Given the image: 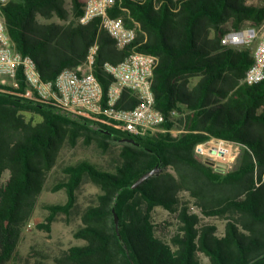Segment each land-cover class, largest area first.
<instances>
[{"label": "trees", "instance_id": "16d2710c", "mask_svg": "<svg viewBox=\"0 0 264 264\" xmlns=\"http://www.w3.org/2000/svg\"><path fill=\"white\" fill-rule=\"evenodd\" d=\"M9 0L1 12L16 52L30 56L44 81L75 68L89 48L98 45L93 74L104 96L113 78L104 64H119L138 52L158 58L152 80L154 108L164 116L162 131L132 135L114 124L63 111L27 97L23 82L16 90L0 88V264L14 257L22 232L58 155L79 138L120 145L113 171L83 161L63 168L65 204L48 205L38 230L50 232L58 214H68L84 177L99 189L96 205L81 215L73 237L84 242L56 256L55 264H264V80L242 82L253 63L250 48L222 45L225 34L245 27L259 29L264 4L250 0H116L108 15L120 19L136 37L119 49L100 28L99 19L79 23L84 1ZM57 18L58 21H52ZM136 94L123 89L116 108L131 110ZM38 115L37 123L22 113ZM211 138L236 142L240 152L225 174L198 157L196 145ZM133 139L134 143L123 140ZM159 173L136 189L145 173ZM257 184H259L257 186ZM194 200L199 213L181 205ZM177 214L179 233L171 244L156 235L154 208ZM119 221L116 233L113 211ZM201 218L225 221L222 234Z\"/></svg>", "mask_w": 264, "mask_h": 264}, {"label": "built area", "instance_id": "2783aa9c", "mask_svg": "<svg viewBox=\"0 0 264 264\" xmlns=\"http://www.w3.org/2000/svg\"><path fill=\"white\" fill-rule=\"evenodd\" d=\"M134 1L142 4L146 0ZM8 2L9 0H0V88L16 90L19 83L23 82L29 92L27 97L49 102L63 111L95 118L101 123L114 124L119 130L135 136L146 137L162 131L164 116L154 108L152 92L154 70L158 64L156 56L135 52L119 64H104L105 72L113 78L105 96L93 74L98 51L96 43L89 48L80 65L63 70L53 81H44L35 61L14 49L1 12ZM115 2L116 0H85L83 14L78 21L86 24L99 19L100 28L122 49L134 41L136 32L126 28L120 19L108 15V10ZM221 43L231 48L252 50L253 63L244 75V84L251 86L264 80V22L259 29L245 27L228 32ZM124 88L133 91L138 99V104L131 110L116 108ZM259 113L264 115V104ZM240 149L239 143L211 138L196 145L194 152L216 172L225 174L231 170ZM191 210L199 213L196 206L191 207Z\"/></svg>", "mask_w": 264, "mask_h": 264}, {"label": "rangeland", "instance_id": "374dc122", "mask_svg": "<svg viewBox=\"0 0 264 264\" xmlns=\"http://www.w3.org/2000/svg\"><path fill=\"white\" fill-rule=\"evenodd\" d=\"M85 2V0H82ZM247 4L261 5L264 0H250ZM66 7L70 8V0L66 1ZM52 21H58L54 18ZM26 121L37 123L41 118L33 113H22ZM120 145L117 142H108L104 150L98 141L92 140L87 143L79 138L75 145L66 144L60 151L55 167L51 170L45 183L44 189L37 200V205L32 219L22 232L20 242L16 248L13 259L8 264H55L53 259L71 246L83 245L84 242L73 237V233L81 226V215L89 207L96 205L99 189L84 177L81 185L76 191V202L68 214H58L51 224L50 232L38 230L37 225L44 222L48 211L46 206L65 204L67 196L64 189L54 191L60 182L66 181L63 168L69 165L86 161L97 168L113 171L119 161ZM234 164V163H233ZM181 205L188 207L195 206L187 194L180 196ZM152 221L156 226V235L163 241L171 244L172 238L179 233V222L177 214L169 213L161 207L154 208ZM201 225H215L218 234H222L225 221L220 218H201ZM200 264H209V259L197 254Z\"/></svg>", "mask_w": 264, "mask_h": 264}, {"label": "water", "instance_id": "95a60500", "mask_svg": "<svg viewBox=\"0 0 264 264\" xmlns=\"http://www.w3.org/2000/svg\"><path fill=\"white\" fill-rule=\"evenodd\" d=\"M124 142H128V143H134L133 139H126L123 140ZM160 168L156 167L155 169L145 173L144 175H142L136 182H134V184L131 186V189H136L137 187H139L143 182H145L147 179L153 177L154 175L159 173ZM113 211V216H114V222H115V229H116V233L118 236L119 235V221H118V217L115 214L114 210Z\"/></svg>", "mask_w": 264, "mask_h": 264}]
</instances>
